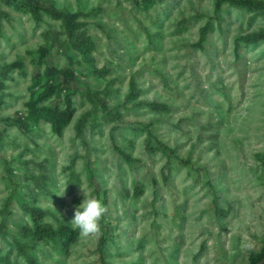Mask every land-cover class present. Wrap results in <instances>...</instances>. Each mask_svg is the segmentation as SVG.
<instances>
[{
    "label": "rangeland",
    "instance_id": "1",
    "mask_svg": "<svg viewBox=\"0 0 264 264\" xmlns=\"http://www.w3.org/2000/svg\"><path fill=\"white\" fill-rule=\"evenodd\" d=\"M52 1L90 12L77 34L94 50L83 56L58 20L35 18L22 0L0 3V264H28L15 243L33 226L24 204L78 232L68 247L32 238L39 264H247L264 245V39H236L264 29V12L215 0ZM130 78L138 93L124 103ZM46 82L57 93L38 106L69 98L74 109L61 134L31 111ZM84 193L107 208L88 235L71 222Z\"/></svg>",
    "mask_w": 264,
    "mask_h": 264
},
{
    "label": "trees",
    "instance_id": "2",
    "mask_svg": "<svg viewBox=\"0 0 264 264\" xmlns=\"http://www.w3.org/2000/svg\"><path fill=\"white\" fill-rule=\"evenodd\" d=\"M9 0H0V3H7ZM23 3L28 7L29 12L35 18H41L42 14H46L47 16L54 18L59 21V24L62 30L65 33V37L70 41L73 48H75L79 53L83 56H88L94 50V43L88 36H80L77 34L78 30L85 25V22L80 21L79 17L87 16L90 12H83L81 10L70 11L65 8H59L56 6L54 1L52 0H22ZM223 2H227L230 5L243 7L250 11L255 12H264V0H215V9H219ZM210 30L209 24H205L199 29V36L197 40V44L201 45L204 41L203 39L206 36V33ZM264 39V29H259L246 34H242L238 36L237 41L243 42H254L257 40ZM5 67H10L6 65ZM93 72L100 75L105 76L108 73V69L105 67L101 68H93ZM61 74L60 71H56L55 69L49 68L46 70V75L51 77H56L54 75ZM35 77L39 80L41 78L40 74H36ZM0 85H2L0 83ZM138 89L135 86V80L133 78L129 79L128 92L124 97V103H127L131 98H134ZM57 93V88L54 84L45 83L43 89L37 94L36 100L33 102L31 106L32 114L36 118H42L45 122H48L52 128V130L56 134H61L63 128L70 122L72 115L74 113V109L71 105V100L69 98L66 99L65 105L62 108L59 107H51L47 105L38 106L37 103L40 101H45L54 94ZM88 97L95 101L99 107L105 111L106 115L109 118L119 119L120 113L118 111H112L108 109L106 102L102 97L99 96L98 91H93L92 89L87 90ZM140 104H152L146 103L144 101H140ZM157 106L158 104H153ZM89 112L85 113L77 122L76 129L78 133H81V129L85 122V119ZM148 134L152 136L151 132L148 131ZM156 143L158 144V149L165 151L168 149L164 143L156 138ZM117 151L122 155V157L128 161H136L133 157L126 154L123 150L116 148ZM172 151V149H170ZM24 209L29 213V216L32 221V228L23 227L21 229V237L25 240H21L15 237V243L19 252H21L22 256L26 260L28 264H39L34 256L29 252V248L31 249L33 244L31 243L33 239H62V245L64 247H68L70 244L76 241L78 232L76 229L72 228L68 225H60L57 227H52L49 224L42 222V219L45 216V211L37 205H29L24 204ZM247 264H264V245L256 252L250 253L248 257Z\"/></svg>",
    "mask_w": 264,
    "mask_h": 264
},
{
    "label": "clouds",
    "instance_id": "3",
    "mask_svg": "<svg viewBox=\"0 0 264 264\" xmlns=\"http://www.w3.org/2000/svg\"><path fill=\"white\" fill-rule=\"evenodd\" d=\"M106 205L100 198L84 193L76 206L71 222L83 235L95 233L100 229V220L106 213Z\"/></svg>",
    "mask_w": 264,
    "mask_h": 264
}]
</instances>
